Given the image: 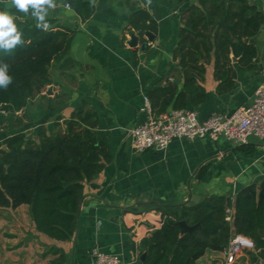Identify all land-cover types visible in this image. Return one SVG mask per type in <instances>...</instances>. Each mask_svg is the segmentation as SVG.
I'll return each mask as SVG.
<instances>
[{
    "label": "crops",
    "instance_id": "0c3cea01",
    "mask_svg": "<svg viewBox=\"0 0 264 264\" xmlns=\"http://www.w3.org/2000/svg\"><path fill=\"white\" fill-rule=\"evenodd\" d=\"M251 1L264 12V0ZM196 2L96 0V11L86 21L66 3L50 10V17L76 34L65 57L52 66V82L27 107L17 113L0 110V144L19 132L36 134L41 125L51 129L59 118L68 120L85 108L97 112L94 130L112 159L85 183L76 231L69 241L38 231L28 204L0 207V264H90L93 248L116 253L126 264H142V239L162 225L158 207L181 206L191 200V193L200 196L199 202L210 194L234 198L241 188L262 181L264 139L250 140L248 145L256 147L251 154L225 138H175L166 152L137 151L132 145L129 131L145 119V98L158 109L159 92L173 87L177 94L184 88L175 48L188 9ZM132 5L146 8L158 26L151 32L154 39L146 37L137 47L129 45ZM248 41L258 54L252 67L231 54V81L216 76L214 59L206 64L199 78L204 100L187 105L200 119L214 113L231 115L251 104L264 80V24ZM140 202L150 204L144 207ZM223 257V251L210 250L198 264H222Z\"/></svg>",
    "mask_w": 264,
    "mask_h": 264
},
{
    "label": "trees",
    "instance_id": "16d2710c",
    "mask_svg": "<svg viewBox=\"0 0 264 264\" xmlns=\"http://www.w3.org/2000/svg\"><path fill=\"white\" fill-rule=\"evenodd\" d=\"M61 3H68L83 21L96 11V0H56V5ZM0 11L15 17L24 41L10 52L0 50V63L9 64L13 77L7 89L0 88V110L17 113L52 82L51 68L67 54L76 30L50 16L49 30L38 29L34 18L18 12L11 0H0ZM188 11L175 48L184 88L177 94L173 87L159 92L158 109L152 104L156 115L166 112L171 103L173 109H184L189 102H202L206 94L199 78L212 59L216 76L226 83L231 81L227 68L231 54L247 67L258 54L256 45L245 38L260 32L264 12L251 0H198ZM128 23L130 32H137L142 41L158 27L150 12L136 5ZM98 119L96 111L81 108L68 120L59 118L51 129L41 125L36 134L19 132L0 144V207L28 204L38 231L69 241L76 231L85 183L112 159L95 133ZM237 150L251 154L256 147L243 144ZM204 172L200 171V178ZM157 209L163 213L162 225L142 239L141 248L147 251L142 264H198L208 251H224L234 235L251 238L259 251L252 259H264V178L241 188L234 198L210 194L193 207ZM181 220L195 226L192 232L181 233Z\"/></svg>",
    "mask_w": 264,
    "mask_h": 264
},
{
    "label": "built area",
    "instance_id": "2783aa9c",
    "mask_svg": "<svg viewBox=\"0 0 264 264\" xmlns=\"http://www.w3.org/2000/svg\"><path fill=\"white\" fill-rule=\"evenodd\" d=\"M65 5L71 7L68 3ZM142 111L146 114L145 119L129 131L137 151L154 149L166 152L175 138H209L216 141L224 137L235 145L248 144L252 138L264 139V80L256 88L251 104L239 107L231 115L214 113L202 120L197 110L188 108L171 109L156 115L148 97ZM244 251L259 252L251 238L234 235L223 253L226 262L231 264ZM90 264L126 263L116 253L93 248ZM257 264H264V259H259Z\"/></svg>",
    "mask_w": 264,
    "mask_h": 264
},
{
    "label": "clouds",
    "instance_id": "9594fccd",
    "mask_svg": "<svg viewBox=\"0 0 264 264\" xmlns=\"http://www.w3.org/2000/svg\"><path fill=\"white\" fill-rule=\"evenodd\" d=\"M11 4L18 12L30 14L36 21V28L45 32L49 30L48 16L50 10L56 8V0H11ZM22 43V32L18 30L15 17L7 11H0V50L10 52ZM9 67L8 63H0V88L7 89L13 82Z\"/></svg>",
    "mask_w": 264,
    "mask_h": 264
},
{
    "label": "water",
    "instance_id": "95a60500",
    "mask_svg": "<svg viewBox=\"0 0 264 264\" xmlns=\"http://www.w3.org/2000/svg\"><path fill=\"white\" fill-rule=\"evenodd\" d=\"M153 34L151 32H147L146 33V37L149 39V40H153L154 39V36H152ZM139 41H140V37L138 35H136L135 33H132L131 35V40L129 41V45L132 46V47H137L138 44H139ZM245 41H248V38H245ZM260 193V190H258V194ZM191 197V200L188 201V202H185L183 203V205H186L188 207H193L194 205H196V203L199 202V199H200V196L198 195H193L191 193L190 195ZM150 203L148 202H140L139 205L140 206H147L149 205ZM179 226H180V229H181V233H186V232H192V230L194 229L195 226H191L189 225L185 220H181L179 221ZM147 255V251H145L142 256H141V260L144 261L145 257ZM167 264V263H165Z\"/></svg>",
    "mask_w": 264,
    "mask_h": 264
},
{
    "label": "rangeland",
    "instance_id": "374dc122",
    "mask_svg": "<svg viewBox=\"0 0 264 264\" xmlns=\"http://www.w3.org/2000/svg\"><path fill=\"white\" fill-rule=\"evenodd\" d=\"M224 139V137H221ZM253 253L251 251H244L241 254H238L236 259L231 264H257V261L252 259ZM222 264H228L226 262L225 256L223 257Z\"/></svg>",
    "mask_w": 264,
    "mask_h": 264
}]
</instances>
